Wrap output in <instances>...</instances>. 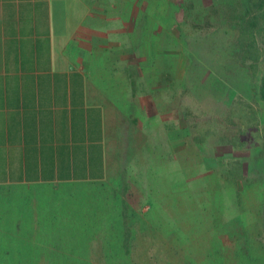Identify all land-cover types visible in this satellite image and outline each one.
Listing matches in <instances>:
<instances>
[{
    "label": "rangeland",
    "instance_id": "rangeland-1",
    "mask_svg": "<svg viewBox=\"0 0 264 264\" xmlns=\"http://www.w3.org/2000/svg\"><path fill=\"white\" fill-rule=\"evenodd\" d=\"M86 1L113 169L1 188L0 264H264V48L253 76L238 45L260 0Z\"/></svg>",
    "mask_w": 264,
    "mask_h": 264
},
{
    "label": "crops",
    "instance_id": "crops-1",
    "mask_svg": "<svg viewBox=\"0 0 264 264\" xmlns=\"http://www.w3.org/2000/svg\"><path fill=\"white\" fill-rule=\"evenodd\" d=\"M91 13L86 0H0V189L106 184L113 156L90 79L101 62Z\"/></svg>",
    "mask_w": 264,
    "mask_h": 264
},
{
    "label": "trees",
    "instance_id": "trees-1",
    "mask_svg": "<svg viewBox=\"0 0 264 264\" xmlns=\"http://www.w3.org/2000/svg\"><path fill=\"white\" fill-rule=\"evenodd\" d=\"M252 1V0H251ZM257 9L260 10L259 16L254 20L248 19L247 15L242 16L243 23L239 28V53L242 63L249 69L253 76L258 69L259 64L263 60L261 56V48H264V38L262 43L258 42V38L264 35V0L256 3ZM261 95L264 96V76L260 80Z\"/></svg>",
    "mask_w": 264,
    "mask_h": 264
}]
</instances>
